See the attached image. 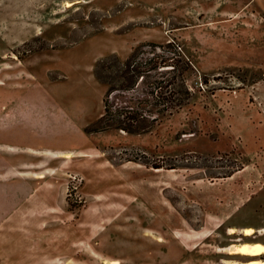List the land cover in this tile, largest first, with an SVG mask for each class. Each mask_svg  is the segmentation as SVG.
Returning <instances> with one entry per match:
<instances>
[{
  "label": "rangeland",
  "instance_id": "374dc122",
  "mask_svg": "<svg viewBox=\"0 0 264 264\" xmlns=\"http://www.w3.org/2000/svg\"><path fill=\"white\" fill-rule=\"evenodd\" d=\"M30 1L0 0V151L46 160L0 198V264L247 260L217 250L245 227L264 244V0ZM168 40L195 66L189 103L147 133L86 132L94 63Z\"/></svg>",
  "mask_w": 264,
  "mask_h": 264
},
{
  "label": "trees",
  "instance_id": "16d2710c",
  "mask_svg": "<svg viewBox=\"0 0 264 264\" xmlns=\"http://www.w3.org/2000/svg\"><path fill=\"white\" fill-rule=\"evenodd\" d=\"M194 72L193 62L175 40L141 42L124 59L114 53L98 59L93 75L105 87L103 110L85 131H151L189 103L194 92L186 81Z\"/></svg>",
  "mask_w": 264,
  "mask_h": 264
},
{
  "label": "crops",
  "instance_id": "0c3cea01",
  "mask_svg": "<svg viewBox=\"0 0 264 264\" xmlns=\"http://www.w3.org/2000/svg\"><path fill=\"white\" fill-rule=\"evenodd\" d=\"M35 1L37 3L41 2V0ZM22 2L23 6H29L31 3L30 0H22ZM66 2L74 3L72 1H65V3ZM25 3L28 4L25 5ZM30 115L31 113H29L28 118L31 117ZM32 117L34 118V116ZM6 147L7 151H5V153L0 151V176H4L3 178L7 177V181L0 182V186L4 188L2 185L6 184L7 189L5 191L0 190V198L5 196L9 200L22 199L26 194L25 192H20L18 189L25 187L26 184L30 185V182H36L32 180L42 181V175L40 173L37 177L32 179L31 177H27L26 173L33 172L37 166L44 163L47 149L45 147L30 144H6ZM30 168L31 170H26Z\"/></svg>",
  "mask_w": 264,
  "mask_h": 264
},
{
  "label": "bare ground",
  "instance_id": "6f19581e",
  "mask_svg": "<svg viewBox=\"0 0 264 264\" xmlns=\"http://www.w3.org/2000/svg\"><path fill=\"white\" fill-rule=\"evenodd\" d=\"M72 4L73 3L66 2V6H71ZM228 233H235L234 229L229 228ZM242 233L243 238L240 239V242L237 244H229L228 246H225V248L221 249V251L219 249L217 251L224 252L228 255L247 257V260H245L242 264H264V244L258 241L249 240L248 237H250L253 233L251 228H243ZM110 264H114V262L111 261ZM231 264L239 263L233 261Z\"/></svg>",
  "mask_w": 264,
  "mask_h": 264
}]
</instances>
